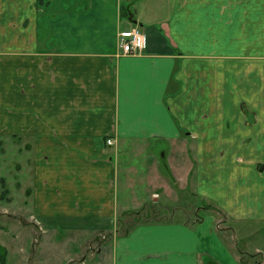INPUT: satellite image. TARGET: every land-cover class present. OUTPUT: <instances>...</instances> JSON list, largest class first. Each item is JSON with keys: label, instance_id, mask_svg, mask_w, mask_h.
I'll return each mask as SVG.
<instances>
[{"label": "crops", "instance_id": "crops-1", "mask_svg": "<svg viewBox=\"0 0 264 264\" xmlns=\"http://www.w3.org/2000/svg\"><path fill=\"white\" fill-rule=\"evenodd\" d=\"M0 135L44 264H264V0H0Z\"/></svg>", "mask_w": 264, "mask_h": 264}, {"label": "rangeland", "instance_id": "rangeland-1", "mask_svg": "<svg viewBox=\"0 0 264 264\" xmlns=\"http://www.w3.org/2000/svg\"><path fill=\"white\" fill-rule=\"evenodd\" d=\"M16 146L11 136L0 135V247L4 249L7 264H44L46 257L42 254L40 243L35 241L44 243L49 238L44 237L43 228L33 218L29 219L32 215L29 191L18 185L19 176L16 171L21 165L22 158L18 159ZM21 153L23 154V150ZM135 224L139 223L132 220L124 222L121 218L118 221L119 234H125ZM20 232H23V236ZM68 236L69 264H80L87 257L91 258L90 254L108 241V237L102 236L83 238H77L72 234ZM20 243H24V250H19Z\"/></svg>", "mask_w": 264, "mask_h": 264}, {"label": "built area", "instance_id": "built-area-1", "mask_svg": "<svg viewBox=\"0 0 264 264\" xmlns=\"http://www.w3.org/2000/svg\"><path fill=\"white\" fill-rule=\"evenodd\" d=\"M119 46L123 55H139L147 47V37L138 27L124 30L119 33ZM107 144L112 145V140L109 139Z\"/></svg>", "mask_w": 264, "mask_h": 264}, {"label": "trees", "instance_id": "trees-1", "mask_svg": "<svg viewBox=\"0 0 264 264\" xmlns=\"http://www.w3.org/2000/svg\"><path fill=\"white\" fill-rule=\"evenodd\" d=\"M124 16H127V15H129L128 13H127V11H124ZM164 167H165V169H168V167H167V164H164ZM6 192V190H4V193ZM0 264H7L6 263V258H5V252H4V249H3V247H0Z\"/></svg>", "mask_w": 264, "mask_h": 264}]
</instances>
